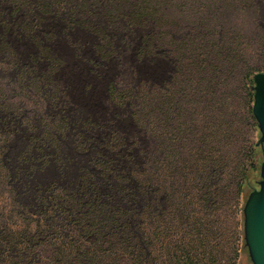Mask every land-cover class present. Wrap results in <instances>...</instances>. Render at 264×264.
<instances>
[{"label": "trees", "instance_id": "16d2710c", "mask_svg": "<svg viewBox=\"0 0 264 264\" xmlns=\"http://www.w3.org/2000/svg\"><path fill=\"white\" fill-rule=\"evenodd\" d=\"M1 4L10 7L11 21L0 19V25L16 27L31 39L46 16L62 19L69 28L88 29L98 36L96 49L107 61L114 58L110 45L116 30L151 29L143 34L138 53L171 60L176 71L162 87L132 86L126 72L108 84L111 102L125 106L163 152L140 163L133 155L135 140L125 143L112 134L103 145L123 152L114 158L98 155L94 165L99 177L110 178L116 187L102 185L99 177L82 170L72 187L50 186L35 196L33 205L23 206L16 200L10 171L0 160V197H7L0 200V264H167L165 259L159 263L154 252L158 244L172 251V231L191 244L190 250L172 251L170 264H197L199 253L203 262L218 263L224 253L218 242L225 238L220 213L239 216L242 237L243 207L237 200L249 174L257 169L256 149L261 146L252 143L237 174L235 166L227 175L226 150L231 140L236 141V124H230L233 117L236 122V111L229 112L236 94L239 118L245 113L258 131L252 111L253 77L264 73V67L251 65L246 44L248 33H260L256 23L252 27L247 22L256 17L255 1L0 0ZM96 20L113 27L112 35L106 26L93 24ZM4 35L5 31L0 54L10 63L12 52ZM41 52L48 57L46 49ZM34 69L21 68L17 88H10L9 82L6 89L0 84V143L19 131L17 127L11 131L12 123H28L26 130L39 123L42 133L31 137L27 153L43 147L57 153L70 127L63 107L66 99L59 97L53 73L35 74ZM16 97L22 100L16 102ZM85 126L95 127L90 121L81 129ZM85 131L73 141L81 150L95 147L93 136ZM1 153L2 144L0 157ZM144 191L149 197L137 207ZM160 198L164 204L158 210ZM234 260L229 259L231 264Z\"/></svg>", "mask_w": 264, "mask_h": 264}, {"label": "rangeland", "instance_id": "374dc122", "mask_svg": "<svg viewBox=\"0 0 264 264\" xmlns=\"http://www.w3.org/2000/svg\"><path fill=\"white\" fill-rule=\"evenodd\" d=\"M257 6L256 17L248 19L252 25L256 23L258 33L252 36L248 33L249 39L246 44L249 47L251 56V65L264 67V0H254ZM9 6H0V19L3 22L11 21L9 17ZM3 11V14L2 12ZM2 14V15H1ZM250 16V15H249ZM16 19V18H15ZM237 21V20H236ZM93 24L105 27L103 21L96 20ZM0 25V36L5 31V40L12 54L10 63L0 54V84L6 89L9 82L10 88H17L15 82L19 76L21 68H28L34 65V73H53V80L57 85L59 97L65 98L63 105L65 116L70 123L66 134L59 141L58 152L53 148L43 147L41 150L31 149L27 153L31 137H38L43 130L41 124L36 123L32 129H27L28 123L19 125V121L10 125L19 128L17 133L9 137L8 142L2 144V153L0 160L10 171L12 186L15 190L16 200L23 206H31L35 196L44 193L50 186H59L70 188L81 175L82 170H87L96 177L99 172L94 165V159L98 156L114 158L115 155L121 154L123 150L112 151L103 145L107 140L116 134L119 141L127 142L135 140L133 155L136 161L140 163L148 160L154 152L161 155L162 149L157 146L150 133L142 130L136 125L133 119L128 115L125 106L114 105L109 97L107 86L121 72L127 73V79L132 86L139 83H148L156 87H162L169 83L171 76L175 74L176 67L171 60L145 57L139 54L141 39L143 34L151 29L135 28L130 30L118 29L113 35L112 53L114 58L107 61L97 51L99 38L86 28L71 27L69 28L65 21L54 16H46L41 24L35 29L33 38H29L20 33L17 28ZM107 34L112 35L113 27L106 26ZM253 32V31H251ZM47 50L45 55L41 49ZM53 61V64L50 62ZM24 70V69H23ZM237 85V79H236ZM22 100L16 97L14 101ZM20 100V101H21ZM26 105V104H25ZM24 105V106H25ZM24 106L21 108V114L24 116ZM239 97L232 100V106L229 112L236 111V122L230 121L232 126L236 124V141L231 140L227 145L226 153L228 154L227 175L237 169L240 160H243V153L249 158V148L260 138L259 131H254L251 121L247 120L244 113L242 118L238 114ZM240 115V114H239ZM20 120V118H19ZM90 121L95 127H86L81 129V125ZM219 122V121H218ZM219 125V124H218ZM80 130H86V136H93L95 147L81 150L73 142ZM219 139L221 138L218 133ZM231 144V145H230ZM30 149H28L29 151ZM257 169L252 171L245 183L240 200L241 208L244 206L249 194L259 188L260 164L264 161V145L256 149ZM247 161V158H245ZM248 164V163H247ZM160 169V173H161ZM230 177V176H229ZM102 185L116 187L115 182L106 176L98 178ZM105 191L106 188L104 187ZM148 194L143 193V200H136V206L140 203L145 204ZM5 197H0V200ZM9 200V199H8ZM119 201V200H116ZM157 209L160 210L164 204L162 198L158 199ZM1 205V203H0ZM237 207V205H236ZM226 210H228L226 208ZM229 212V211H228ZM221 218L224 221L225 238L221 239L220 250L224 253L219 256V262L214 264H231L229 259L234 257L233 264H252L248 251L244 245L243 235L239 234L240 227L237 225L239 216L226 217L225 212H221ZM236 222V228L233 223ZM234 234L232 237L231 235ZM230 242L227 245V240ZM182 241L179 242V241ZM170 241L173 242L177 254L184 249L190 250L189 239H184L181 234L170 233ZM172 251L168 253L160 244L155 249L154 255L158 258L159 263L165 259L167 264L172 263ZM170 257V260H168ZM203 256L199 253L196 256L199 263L207 264L202 260ZM194 258V257H193ZM202 258V260H201ZM206 261V260H204ZM212 264V263H208Z\"/></svg>", "mask_w": 264, "mask_h": 264}, {"label": "water", "instance_id": "95a60500", "mask_svg": "<svg viewBox=\"0 0 264 264\" xmlns=\"http://www.w3.org/2000/svg\"><path fill=\"white\" fill-rule=\"evenodd\" d=\"M254 81L253 116L260 138L257 145H264V73H257ZM259 188L246 199L243 209V240L252 264H264V161L260 164Z\"/></svg>", "mask_w": 264, "mask_h": 264}]
</instances>
